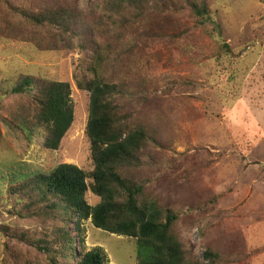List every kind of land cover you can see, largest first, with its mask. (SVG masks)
Wrapping results in <instances>:
<instances>
[{"label": "rangeland", "instance_id": "obj_1", "mask_svg": "<svg viewBox=\"0 0 264 264\" xmlns=\"http://www.w3.org/2000/svg\"><path fill=\"white\" fill-rule=\"evenodd\" d=\"M176 1L177 10L151 14L155 32L137 41L135 61L118 55L110 70L117 73L124 92H135L132 87L138 86L139 94L132 98L127 94L122 104L132 122L144 123L156 138L142 175L160 203L179 214L174 233L196 264H264V0H209L210 19L202 25L194 21L184 0ZM104 4V0H0L4 198L12 173L28 178L60 163L93 169L86 135L89 93L76 84V77L93 60V53L84 48L89 42L71 31L64 41L56 35L51 39L46 29L20 18L19 11L62 7L70 19H84L93 11L100 14ZM50 41H58L59 49H37V42L43 49ZM222 42L236 54L233 65L217 63ZM38 65L47 66L52 78L68 82L72 89L75 120L57 150L46 146L43 126L30 122L27 127L15 117L19 99L10 89L16 74L44 73ZM86 199L91 205L100 200L91 191ZM10 210L0 206V226L15 233L0 234V264L74 262L66 251H58L57 239L49 243L55 251L51 254L33 244L42 236L51 240L64 225L60 217H22L14 207ZM82 228L85 250L102 248L107 264H136L135 238L98 229L90 219ZM22 233L30 241L17 236ZM77 244L75 235L79 249ZM207 250L218 254L215 261L205 257Z\"/></svg>", "mask_w": 264, "mask_h": 264}, {"label": "trees", "instance_id": "obj_2", "mask_svg": "<svg viewBox=\"0 0 264 264\" xmlns=\"http://www.w3.org/2000/svg\"><path fill=\"white\" fill-rule=\"evenodd\" d=\"M104 1L100 14L93 11L84 19H70L68 9L64 11L62 7L47 8L40 13L19 11L20 18L33 27L46 29L51 39L56 35L64 41L71 31L89 42L84 48L93 53V60L76 77V84L78 89L89 93L86 135L93 169L85 171L75 164L60 163L48 173H33L28 178L12 173L10 184L6 187L8 197L4 198L0 192V206H6L8 211L14 207L22 217L52 214L60 217L64 225L57 229L51 240L42 236L33 244L39 251L51 254L55 251L49 243L57 239L56 248L61 253L66 251V256L74 259L71 264H107L102 248H83L82 224L88 219L98 229L135 238L136 264H196L174 233L179 214L160 203L142 175L150 157L148 149L156 138L150 135L144 123H133L132 115L122 104L124 97L128 99L127 94L131 98L139 94L138 86H131L135 92H129V89L124 92L116 81L117 73L110 72L118 55L125 54L135 61L137 41L142 36L150 38L155 32L150 21L151 14L164 15L175 11L178 2ZM184 2L190 7L191 16L197 24L202 25L210 19L209 0ZM36 46L41 51L51 52V48L59 49V42L50 41L43 49L39 48L38 42ZM235 57L228 43L219 45L217 63L233 65ZM117 66L120 67L119 64ZM37 68L44 72L37 73L38 77L26 72L16 74L17 80L10 89L12 95H17L19 99L15 117L27 127L31 126L30 122L43 126L47 131L46 146L57 150L75 120L72 89L68 82L52 78L47 66L38 65ZM230 78L233 79V76ZM88 191L99 197L97 204L88 203ZM72 223L73 226L70 225ZM65 224L69 229L64 227ZM72 232L78 238L79 249H76ZM0 234L6 237L15 235L4 225L0 226ZM17 236L29 240L25 233ZM3 245L8 249V243ZM204 255L211 262L218 256L212 250H207Z\"/></svg>", "mask_w": 264, "mask_h": 264}]
</instances>
